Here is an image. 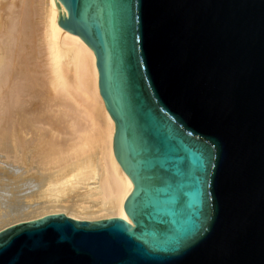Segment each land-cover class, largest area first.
I'll use <instances>...</instances> for the list:
<instances>
[{"label": "water", "instance_id": "1", "mask_svg": "<svg viewBox=\"0 0 264 264\" xmlns=\"http://www.w3.org/2000/svg\"><path fill=\"white\" fill-rule=\"evenodd\" d=\"M59 1L95 56L130 222L14 223L0 264H264V0Z\"/></svg>", "mask_w": 264, "mask_h": 264}, {"label": "bare ground", "instance_id": "2", "mask_svg": "<svg viewBox=\"0 0 264 264\" xmlns=\"http://www.w3.org/2000/svg\"><path fill=\"white\" fill-rule=\"evenodd\" d=\"M55 1L59 9L54 0H0V153L8 167L0 175V219L37 205L29 192L41 186L58 198L79 180L88 199L53 212L130 222L123 202L132 182L113 155L114 123L94 53L58 25L65 8Z\"/></svg>", "mask_w": 264, "mask_h": 264}, {"label": "rangeland", "instance_id": "3", "mask_svg": "<svg viewBox=\"0 0 264 264\" xmlns=\"http://www.w3.org/2000/svg\"><path fill=\"white\" fill-rule=\"evenodd\" d=\"M7 163L5 162V159L3 158L2 154L0 153V175L5 174L7 170ZM35 171V169L33 170ZM32 174H30L31 176ZM92 181L93 178H90ZM74 187L72 190H70L66 196L64 197H53L51 195L50 197H46L47 195H44V189L45 186H41L37 189V191L29 192V196L33 200H37L39 202L37 205L32 206L31 208H28L27 210L21 211L17 214L11 215L8 214L4 218L0 219V229L9 226L14 223L27 221L33 218H36L43 214H50L55 213L53 211H56L59 208L65 207L66 205L72 204V202H79L80 200H86L87 193H86V187L88 186L86 183H83L79 180H75ZM36 189V188H34ZM95 213H91L89 215H94Z\"/></svg>", "mask_w": 264, "mask_h": 264}]
</instances>
